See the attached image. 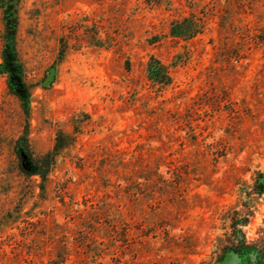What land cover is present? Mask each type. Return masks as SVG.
I'll list each match as a JSON object with an SVG mask.
<instances>
[{
  "label": "rangeland",
  "instance_id": "obj_1",
  "mask_svg": "<svg viewBox=\"0 0 264 264\" xmlns=\"http://www.w3.org/2000/svg\"><path fill=\"white\" fill-rule=\"evenodd\" d=\"M190 16L203 32L171 38ZM6 17L32 87V150L82 135L40 196L17 170L24 116L0 77V264H264V45L244 32L264 36V0H0V36ZM224 45L243 59L219 61ZM150 56L168 68L162 90ZM155 168L183 205L131 195L160 187ZM241 240L251 254L227 250Z\"/></svg>",
  "mask_w": 264,
  "mask_h": 264
},
{
  "label": "trees",
  "instance_id": "obj_2",
  "mask_svg": "<svg viewBox=\"0 0 264 264\" xmlns=\"http://www.w3.org/2000/svg\"><path fill=\"white\" fill-rule=\"evenodd\" d=\"M5 6H7L6 3ZM13 23L16 24V22ZM12 25L13 24L11 19L9 17H6L4 28L0 36V77L5 78L7 92L18 101V104L22 111V115L24 116V131L21 136L15 141L13 146V153L16 160L17 170L19 174H21L24 178L34 179L37 182L36 187L39 189V195L41 196L46 192L47 185L52 182L51 176L54 173L58 158L68 155L70 151L75 148V146L79 142V138L82 135V132L78 127L74 128L71 132L58 130L55 134L54 143L50 150L43 154H36L32 150L28 139L27 127V121L30 114V106L32 103V87L26 79L24 66L20 60L15 44V25ZM204 27L205 21L203 20V18L190 16L181 19H175L170 22L169 36L176 40L189 41L195 36L201 34L204 30ZM244 28L246 36H250L251 39L257 42L256 44H258L259 42V44L264 45V36L258 39L259 37H257L255 34L250 35V30L246 28V26ZM262 31L264 32V28L262 29ZM59 44V57L62 58L66 52L67 44L65 43L64 38L59 39ZM216 57L219 61H226L230 60L231 58H233L235 61L243 59V57L239 56L238 52L233 56V53L230 51V47H226L225 45L220 50V52H217ZM145 71L147 80L151 83V85H157L161 90L164 87L168 86L171 82V77L167 66L161 63V61L154 56L149 57V61L146 65ZM154 170H151L150 172L157 176V181L160 182V187H157L156 184L153 183V181V184H148L146 186H142V184L136 183L135 192H132L131 195L135 197L136 194H144L146 198H151L153 197V195H155V193H158L161 196H169L171 197V200H176L179 205H183L185 203L184 198L181 197V199L178 200L175 197V194L178 192L177 187L175 186V179L171 181L166 180L162 175H158L156 171L158 170L157 168H155ZM172 175L173 178H180L177 172H173ZM138 179H143L145 182L149 183V179L145 177ZM164 211H166V213H170L167 209H164ZM246 222L247 220L245 219L242 224H245ZM123 224V226H126L125 223ZM252 246L255 245L246 243L245 240H241L237 244L229 243L227 245V250L240 256H245L246 254L251 252L249 250L252 248ZM62 250L65 253H60L58 251L56 253L57 257H67L66 252L68 250L64 247L63 249H61V251ZM60 254L62 255L60 256ZM96 255L100 256L99 254ZM245 263L251 264L250 260L247 259L245 260ZM255 263L263 264L260 260Z\"/></svg>",
  "mask_w": 264,
  "mask_h": 264
}]
</instances>
